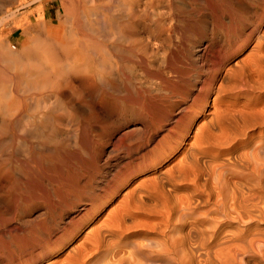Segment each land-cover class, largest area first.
Masks as SVG:
<instances>
[{"label":"bare ground","instance_id":"6f19581e","mask_svg":"<svg viewBox=\"0 0 264 264\" xmlns=\"http://www.w3.org/2000/svg\"><path fill=\"white\" fill-rule=\"evenodd\" d=\"M3 1L6 2V0ZM226 1L233 3L232 0H77L76 3L69 4L70 6H66V3V5L61 4L63 11L59 14L62 15H56L55 21L52 20L50 24L44 22V16L41 15L42 20L39 19L41 21L37 23L30 25L26 23L25 27L20 25L19 49L0 38V192L9 189L11 195L16 198L15 194L17 193L15 192H19L21 188L26 194L25 190L35 189L33 188L35 186L33 185L34 179L35 182H38L37 179L43 176V172H50L52 169L56 171L55 169L64 166L71 156H69L71 152L67 151L68 142L66 143V141L68 140L66 138H68V134L70 135L69 140L72 138L73 141H71V147L74 145L73 148L87 149L85 147L89 143V129H91L88 121L91 112L95 109L87 107L89 113L85 115L82 110L84 105L81 109V104L93 93H98L96 101L99 103H118L117 97L115 100L110 99V96L119 88L117 82L122 81L126 98L119 101L120 111H123L126 106L129 109L135 106L137 114L143 120L157 112L159 104H164V100L161 101L160 97L163 93L162 95L160 93L169 90L175 84L168 75L175 73L176 70L173 67L179 60L178 56L174 54L179 33L184 34L190 29L192 31V28L195 29L197 24L203 23L206 17L210 16L215 19L216 7L219 8L221 5L219 3L224 4ZM233 1L241 8L245 7L240 0ZM236 3L233 5L235 6ZM256 3L258 7L263 6L264 9V0H258ZM193 5H198L201 9H195ZM2 7L0 6L1 9H3ZM223 14L225 13L223 12ZM259 14L261 15V13ZM9 17L11 18V16ZM262 17L258 18L259 21L253 31L250 34L247 32L249 37L255 34L253 37L255 45L253 48L251 47L252 50L248 52L245 59L241 58L224 69L223 63L228 57L233 56L235 51L230 52L225 58L219 59L220 56L218 58L215 56L214 64L209 65L212 66V69L207 68L209 72L206 73V77L204 76L205 79L199 80L195 76L200 82L193 89L191 88L195 93L189 95L190 104L178 106L175 110L172 109L173 112L176 111L169 118L172 127L166 128V133L150 148L148 147V150L146 149L147 151L140 157V162L132 163L131 168L136 167V170L140 171L139 174L143 173V177L141 175H136V177L133 174L134 168L128 169L127 174L113 177L115 179L108 189L102 186L100 194L89 195L86 202L78 207L76 206L77 202L74 203L77 207L74 215L67 221V227H61V233L57 234L54 240L49 237L36 241L39 234H34L36 235L34 247L39 249L35 254L38 258L45 261L60 258L47 264H264V29L258 30L259 24H263L260 23L263 20ZM195 35L197 36V34ZM230 37L228 40L232 39ZM246 37L248 36L246 35ZM208 44L200 49L196 48L197 51L194 50L197 52L195 58L200 64L202 63V66L203 63H208L212 54H210L209 47L213 46L214 42L210 40ZM242 46L243 44L240 47ZM189 47L191 46L189 45ZM178 50L181 56L188 49L180 51L178 47ZM222 50L224 49L220 45L215 48L217 54ZM190 51L188 50L187 53ZM224 53L226 52L224 51ZM158 54H161L162 59L157 66L155 60ZM136 69L140 76L139 80L134 78ZM123 87L121 86V88ZM104 89L108 92L105 91L107 95L102 96ZM165 94L164 96L167 98ZM103 107L97 109L99 114L104 112ZM108 107L112 110L110 105ZM114 109L116 108L114 107ZM105 110L109 111L108 108ZM160 110L159 112H161ZM170 111L169 113H171ZM99 114L96 119L100 116ZM123 114L125 113L123 112ZM115 118L117 117L115 116ZM200 118L204 120L198 123ZM193 125L195 128L192 132ZM64 126H69L70 129L65 128L67 129L65 130ZM135 128H137V124L122 130L114 138V144H119L125 138H130L132 130ZM135 131L136 129L133 130V132ZM191 132L193 133L192 141L187 142ZM134 141L131 142L134 143ZM111 145L113 146V144ZM8 149L9 152L4 154ZM181 149L180 162L179 164L175 163L177 164L175 169L161 170V164L168 161ZM116 150L118 149L116 148ZM125 151L124 154L127 152ZM98 154L100 155V152ZM72 159L74 158L72 157ZM107 164L109 165V163ZM74 165L76 167L77 164ZM121 165L123 166V164ZM75 167L72 170H76ZM54 174L52 171V175ZM68 174L71 173L64 176ZM44 177L46 178V176ZM88 178L90 179L89 176ZM82 179L80 180L83 183ZM62 181L65 183L64 180ZM84 181L86 182V180ZM56 182L57 185V179ZM44 185L42 186L44 187ZM50 185L53 184L50 183ZM61 185L60 183V187ZM62 187L65 186L62 185ZM66 187L65 189L68 188ZM96 188H100V186ZM22 190L21 192H23ZM62 190L61 192L65 191ZM68 190L70 189L68 188ZM91 190L93 192V189ZM48 191L51 192L49 189ZM73 191L77 192L74 189ZM42 192L44 193V191ZM49 192L50 196L55 194ZM58 193L60 194V191ZM119 194L122 195L119 197ZM11 195L10 197H12ZM46 195L45 197H50ZM29 196L30 194L27 195V197ZM71 196L72 194H70ZM33 197L39 199L38 196L34 195ZM41 198L43 197L41 196ZM116 198L120 199L115 202ZM9 199L6 200L9 201ZM62 199L58 204L66 202L67 198ZM52 200L49 203H53ZM56 200L54 201L56 202ZM21 201L25 203V201ZM28 201L29 205L36 202ZM5 202L0 200V210H5L8 207ZM16 204L15 206H17ZM111 205L112 207L107 210V207ZM8 211L10 212V208ZM105 211L106 213H104ZM3 213L5 214V212ZM101 214H105L103 217L105 221L100 224L98 222L97 225L94 223V217ZM47 217L46 219L50 218ZM32 218L35 221L38 220L34 216ZM49 220L51 221V219ZM21 221L27 225L32 222L30 216ZM128 221L129 223H127ZM3 229H7V226L4 225ZM4 231L0 229V235L5 234ZM37 231L39 230L37 229ZM20 233L17 232L18 236ZM8 238L9 241L10 236ZM8 241L7 245L11 243ZM30 256L34 257L32 254Z\"/></svg>","mask_w":264,"mask_h":264},{"label":"rangeland","instance_id":"374dc122","mask_svg":"<svg viewBox=\"0 0 264 264\" xmlns=\"http://www.w3.org/2000/svg\"><path fill=\"white\" fill-rule=\"evenodd\" d=\"M2 1V2H1ZM0 1V6L3 8V9H1L0 8V10H1V12L4 14H2L1 12V14H0V38H3L6 42H8V43H11L12 45H14V46H16L17 47V49H19V47H18V41L20 40V38H21V36H20V25L21 26H23V27H25V26H27V24L28 25H30V24H34V23H37V22H39V21H41L42 20V18H40V17H42V16H44V22H46L47 24H50L51 22H52V20L53 21H55V16L56 15H60L59 14V12H61L62 13V5H66V6H68L69 4H74V3H76L77 2V0L75 1V0H65V2H64V0H6V2L5 1H3V0H1ZM10 1H11V3H10ZM73 1V2H72ZM241 2H242V4L245 6L244 8L242 7H240V5L238 4L237 5V3L235 2V1H233L232 0V4L231 3H228V1H226V3L224 2V4H222V3H219V4H221L220 6H219V4H217V6H219V8L218 7H216L215 9H216V17H215V19L214 18H212V17H206L207 18V20H206V18L204 19L205 21H203V23H202V25H201V23H199V24H197L196 26H195V29H197V30H195V29H193L192 28V31H191V29L190 30H188V31H186L184 34H182V32H181V34L179 33V38H178V35H176V38H178L177 40H176V43H177V45H176V47H174V48H176V49H174L175 51V55L176 56H178L177 58L180 60H177L178 62H176L175 64H176V66H174L173 68H174V70H176L175 71V75H177V76H175L174 74V76L173 75H168V77H170L169 79L173 82V83H175V84H173V86H171V88L169 89V90H164V92H161L160 93V95H162V93H163V95L162 96H160L161 97V101L162 100H164L163 101V103L164 104H162V103H160L159 104V110L161 111V112H159V110L157 111V112H154V114L152 113V115H150V116H147L146 117V119L145 120H143L142 118H141V116H139L138 114H137V112H136V107L135 106H132L133 108H128L127 106L126 107H124L125 109L123 110V111H120V109H119V101H122V100H124L125 98H126V95H125V92H124V87H123V84H122V81H120V82H117L118 84H117V87L119 86V88H117V91H115L114 93H112L111 94V98L110 99H115L116 97V99H119V100H116V101H118V103L116 102H111V104H109V103H107V104H105V103H99L98 101H96L98 98V93L96 94V93H93L92 95H91V97L90 98H86V99H84L85 101L81 104V109H82V105H84V107H83V111H84V114L86 115V114H88L89 112H87L88 110V108L87 107H89L90 106V108L92 109V110H94L93 112H91V117L89 118V121L88 122H90L89 123V128H91V129H89L90 131H89V140H88V142L89 143H87V146L85 147V148H87V149H84V150H81V149H77V147H75V148H73L74 147V145L71 147L70 145H72L71 143L73 142L72 141V138H71V140H69V134H68V138H66L68 141H66V143L68 142V149H67V151H68V153L69 152H71V153H69V158L71 159H68V161H69V163L67 164V162H66V164H64V166L62 165L61 166V168L59 169L58 167V169H55L56 171H54V169H52L50 172H47V171H45V173L43 172L42 173V177H38V182L36 181L35 182V179H34V184L33 185H35V186H33V188H35L34 190H36L37 192H35L34 190H31V191H34L33 193L30 191V190H25V192H29L28 194H30V196L29 197H27V193L25 194L24 193V189L22 190L21 188L19 189V192H15V193H17V194H15V196H16V198L15 197H13V195H11V192H10V190L9 189H5V190H3L4 192H0L1 194H0V198L2 199V201H6L5 202V204L6 205H8V207L5 209V210H0V216H2L1 218H0V222H2V223H0V229H1V231H4V233L5 234H1L0 236V245H2V246H0L1 248H0V264H47L48 262H51V261H56V260H59L60 258H57V259H51V261L49 260H44V259H40V258H38L35 254H36V252H38L39 251V249H36V247H34L35 245L34 244H36V242H35V238H36V235H37V233L40 235H37V239H36V241L37 240H39V239H41V238H51V240H54V238H55V236H57V234H60L61 233V230H62V228L63 227H67L66 226V223H67V221L69 220V218L72 216V215H74V211L76 210V208L78 207V206H80L81 204H83L84 202H86V198L89 196V195H92V194H100L101 193V189H103V188H107L108 189V187L110 186V185H112V183H113V181H114V179L116 178V177H121L122 175H125V174H127V170L129 169H135V172L133 173L135 176L137 175V176H142L143 177V173H141V174H139L140 173V171L139 170H136V167H132L131 168V166L134 164V163H138V162H140L141 161V156L143 155V153H145L153 144H155L160 138H161V136L162 135H164L165 133H166V128L167 129H169L170 127H172L171 125H172V123L170 124V122H171V120H169V118H170V116L172 115L173 116V114H174V112H176V111H174L173 112V110H175L178 106H181V105H186V106H188L189 104H190V98H189V95L191 96V95H193V93H195V91L194 90H192L193 88H194V86L195 85H197L198 84V82H200L199 80H202L203 78L205 79V77H206V73L207 72H209L208 70H207V68H209V70H210V68L212 67V66H209V65H213L214 63L213 62H215V56L218 58L219 56V59L220 58H225L226 57V55H228V54H230V52H234L235 54L233 55V56H230V57H228L227 58V60H225L226 62H224L223 64L225 65L224 66V69H226L227 68V66L228 65H232V64H234L233 62H236V61H238V60H241V58H242V60L243 59H245L247 56L246 55H248V52H251V50H252V48L254 47V45H255V40L253 39V37L255 36V34H254V36H252V37H249V35L248 34H250L251 33V31H253V29L255 28V25H257V21H259V19L258 18H260V17H262V21L260 22V23H263V24H259V31H262L263 29H264V9H263V6L262 7H258V5H257V3L256 2H258V0H240ZM245 1V2H244ZM252 2V4H251V2ZM255 1V2H254ZM260 1V0H259ZM3 2H5V3H3ZM68 2V3H67ZM66 3V4H65ZM236 3V5L234 6L233 4H235ZM250 3V4H249ZM254 3V4H253ZM2 4H4V5H2ZM5 4H6V6H5ZM8 4V5H7ZM62 4V5H61ZM225 4H227V5H225ZM231 4V5H230ZM229 5V6H228ZM251 5H253L252 7H251ZM257 5V6H256ZM5 6V7H4ZM70 6V5H69ZM193 6H195L194 8L195 9H201L198 5H193ZM198 6V7H197ZM225 6V7H224ZM239 6V7H238ZM222 7V8H221ZM235 7V8H234ZM225 8V9H224ZM228 8V9H227ZM233 8V9H232ZM238 8V9H237ZM258 8V9H257ZM236 9V10H235ZM243 11H242V10ZM245 9V10H244ZM250 9V10H249ZM262 9V10H261ZM60 10V11H59ZM248 10H249V12H248ZM254 10H257V11H254ZM260 10V11H259ZM6 11V12H5ZM239 11V12H238ZM251 11V12H250ZM223 12L225 13V14H223ZM246 12V13H245ZM257 12V13H256ZM233 13H235V14H233ZM250 13H252L253 14V16H252V14H250ZM259 13H261V15L259 14ZM10 14V15H9ZM230 14V15H229ZM254 14H255V16L257 17V19H256V17L254 16ZM263 14V15H262ZM2 15V16H1ZM11 16V18L9 17V16ZM42 15V16H41ZM62 15V14H61ZM60 15V16H61ZM224 15H226V16H224ZM234 15V16H233ZM237 15V16H236ZM258 15V16H257ZM259 15H260V17H259ZM7 16V17H6ZM220 16H221V18H220ZM228 16V17H227ZM233 16V17H232ZM249 16V17H248ZM252 16V17H251ZM244 17H246V18H244ZM1 18H2V20H1ZM8 18V19H7ZM227 18V19H226ZM243 20H242V19ZM251 18V19H250ZM5 21H4V20ZM28 19V20H27ZM39 19H41V20H39ZM214 19V20H213ZM226 19V20H225ZM235 19H236V21H235ZM238 19V20H237ZM250 20V22H249V20ZM51 20V21H50ZM209 20V21H208ZM212 20V21H211ZM217 20V22H215L214 23V21H216ZM219 20V21H218ZM230 20H231V22H230ZM234 20V21H233ZM27 21V22H26ZM35 21V22H34ZM223 21V22H222ZM247 21V22H246ZM213 22V23H212ZM227 22V23H226ZM254 22V23H253ZM25 23V24H24ZM27 23V24H26ZM208 23V24H207ZM210 23H211V26H210ZM220 25H218V24ZM227 24V25H226ZM230 24V25H229ZM232 24H233V26H232ZM199 25V26H198ZM205 25V27H203ZM214 25V26H213ZM247 25V26H246ZM201 26V27H200ZM17 27H19V28H17ZM209 27H210V29H209ZM226 27H227V29H229V30H227L226 29ZM239 27H241V28H239ZM253 27V28H252ZM201 30H200V29ZM21 29H22V27H21ZM215 29V30H214ZM236 29V30H235ZM194 30V31H193ZM200 30V31H199ZM210 30V31H209ZM223 32H222V31ZM244 30V31H243ZM192 33H191V32ZM221 31V32H220ZM236 31V32H235ZM243 31V32H242ZM199 32V33H198ZM232 32V33H231ZM247 32H248V34H247ZM217 33V34H216ZM222 33V34H221ZM231 33V34H230ZM234 33H235V35H234ZM186 34H187V36H186ZM188 34H193V35H191L192 36V38H191V36H189ZM195 34H197V36L195 35ZM239 34V35H238ZM183 35H185V36H183ZM195 35V36H194ZM204 35V36H203ZM207 35V36H206ZM234 35V36H233ZM243 35V36H242ZM246 35L248 36V37H246ZM194 36V37H193ZM218 36V37H217ZM229 36H231L230 38H232V39H230V40H228V37ZM235 36H236V38H235ZM186 37V38H185ZM199 37V38H198ZM224 37H225V41H224ZM239 37H241V38H239ZM187 39V40H185V39ZM192 40H191V39ZM195 38V39H194ZM226 38H227V40H226ZM184 39V40H183ZM190 39V40H189ZM199 39V40H198ZM233 39H235V40H233ZM252 39V40H251ZM181 40V41H180ZM196 40H197V42H196ZM210 40H212L213 42H214V44H213V46L215 45L216 47L217 46H221V48H223L224 50H222V52H220L219 54H217L216 53V51H215V46L213 47V46H210L209 48V50H211L210 51V54H211V56L208 58L209 59V61H208V63L207 62H205V64L203 63V66H202V63L200 64L199 62H198V60H196V58H195V53H197L196 51H197V49L199 48H202V46H204V45H209L208 43H209V41ZM15 41V42H14ZM180 41V42H179ZM188 41H190V42H188ZM235 41H237V42H235ZM242 41V42H241ZM179 42V43H178ZM186 42V43H185ZM194 42V43H193ZM227 42V43H226ZM231 42V43H230ZM204 43V44H203ZM221 43V44H220ZM230 43V44H229ZM182 44H184V45H182ZM192 44V45H191ZM197 44V45H196ZM243 44V46L242 47H240L241 45ZM191 46V47H189L188 48V46ZM196 45V46H195ZM231 45V46H230ZM252 45V46H251ZM178 47H179V49H180V51H186V49H188L190 52L189 53H187V51H186V53L187 54H189V55H187L186 53H184L183 52V54L184 55H186V56H184L183 54V57H181L180 56V53H179V50H178ZM181 47V48H180ZM184 47V48H183ZM187 47V48H186ZM193 47V48H192ZM226 47V48H225ZM233 47V48H232ZM252 47V48H251ZM197 48V49H196ZM214 48V49H213ZM251 48V49H250ZM182 49V50H181ZM193 49V50H192ZM226 49V50H225ZM246 49V50H245ZM177 50H178V52H177ZM194 50H196V51H194ZM214 50V51H213ZM224 51L226 52V53H224ZM177 53V54H176ZM193 55H192V54ZM214 53V54H213ZM216 53V54H215ZM191 54V55H190ZM222 55V56H221ZM157 56H159V57H157ZM156 56V60H155V64L158 66L159 64H160V62H161V59H162V56H161V54H158ZM194 56V57H193ZM213 56H214V59H213ZM246 56V57H245ZM181 57V58H180ZM160 60H159V59ZM184 60H183V59ZM188 58V59H187ZM195 58V61L193 60ZM181 59H182V61H181ZM158 60V61H157ZM194 62H193V61ZM250 60V59H249ZM189 61V62H188ZM191 61V62H190ZM212 62V64H211V62ZM227 61H228V63H227ZM181 62V63H180ZM249 62H251V61H249ZM191 63H193V64H190ZM183 64V65H182ZM194 64H197V65H194ZM199 64V65H198ZM178 65H179V67H178ZM193 65V66H192ZM182 66H184L183 68H182ZM191 66V67H190ZM197 66V67H196ZM178 68V69H177ZM196 68V69H195ZM214 68V67H213ZM198 69V70H197ZM199 69H201V70H199ZM205 69V70H204ZM212 69V68H211ZM137 70V69H136ZM179 73H178V72ZM206 71V72H205ZM135 72V75H134V78L136 77V80H139V78H140V76H139V73H138V70H137V72L136 71H134ZM194 72H195V74H194ZM198 72V73H197ZM138 73V74H137ZM137 74V75H136ZM171 74V73H170ZM202 74V75H201ZM189 75H191V76H189ZM167 76V75H166ZM194 76V77H193ZM199 79H197L196 77ZM205 76V77H204ZM176 77V78H175ZM184 77V78H183ZM186 77V78H185ZM178 78V79H177ZM194 78V79H193ZM195 78H196V80H195ZM202 78V79H201ZM187 79V80H186ZM175 80H176V82H175ZM179 80V81H178ZM185 80V81H184ZM193 81H197V82H193ZM135 82V81H134ZM178 82V83H177ZM185 82V83H184ZM190 83V84H189ZM194 83V84H193ZM122 84V85H121ZM187 84V85H186ZM192 84V85H191ZM190 85V86H189ZM121 86L123 87V88H121ZM184 86V87H183ZM190 87V89H189V87ZM173 87V88H172ZM192 88V89H191ZM121 89V90H120ZM172 89V90H171ZM171 90V91H170ZM178 90H179V92H178ZM108 92L107 90H103V94H102V96H105V94L107 95V93L106 92ZM167 91V93L165 94V92ZM184 91V92H183ZM170 92V93H169ZM182 92V93H181ZM102 93V92H101ZM170 94V96H169V94ZM109 94V93H108ZM164 94L167 96V98L164 96ZM172 94V95H171ZM110 95V94H109ZM132 95L134 96V94L132 93ZM95 96H96V99H95ZM125 96V97H124ZM171 98H169V97ZM174 96H176L175 98H173ZM178 96H179V98H178ZM114 97V98H113ZM121 98H123V99H121ZM165 98V99H164ZM170 99V100H169ZM180 99V100H179ZM181 99H183V100H181ZM90 100H92V101H90ZM169 100V101H168ZM171 100H173V101H171ZM167 101H168V103H167ZM181 101V102H180ZM183 101V102H182ZM184 101H185V103H184ZM165 102H166V104H165ZM175 102V103H174ZM178 102V103H177ZM98 103V104H97ZM187 103V104H186ZM111 106V109L112 110H110V107H108L109 105ZM117 104V105H116ZM163 105V107H162V105ZM169 105V107H168V105ZM87 105V106H86ZM86 106V107H85ZM104 106V107H103ZM113 106V107H112ZM100 107H103L104 108V112H100V114H99V112H97L98 110L97 109H99ZM114 107L116 108V109H114ZM165 107H166V109H165ZM175 107V108H174ZM85 108V109H84ZM108 108V110L109 111H107V110H105V109H107ZM171 108V109H170ZM114 109V110H113ZM134 109V110H133ZM168 109V110H167ZM173 109V110H172ZM208 109H210L209 107H208ZM116 110H118V111H116ZM132 110V111H131ZM167 110V111H166ZM169 110H171L170 112L171 113H169ZM112 111V112H111ZM116 111V112H115ZM110 112V113H109ZM123 112L125 113V114H123ZM100 115L99 117H97V119H96V116H98V114ZM116 113V114H115ZM119 113V114H118ZM132 113V114H131ZM135 113H136V115H135ZM115 114V115H114ZM127 114V115H126ZM131 114V115H130ZM164 114V115H163ZM106 115V116H105ZM130 115V116H129ZM154 115H155V117H154ZM157 115V116H156ZM166 115V116H165ZM168 115H169V117H168ZM93 116V117H92ZM115 116L117 117V118H115ZM122 116H123V120H122ZM105 117V118H104ZM107 117H108V119H107ZM119 117V118H118ZM104 118V119H103ZM126 118V119H125ZM149 118V119H148ZM168 118V119H167ZM91 119H93V120H91ZM142 121H141V120ZM148 119V120H147ZM166 119V120H165ZM91 120V121H90ZM96 120V121H95ZM118 120V121H117ZM139 120V121H138ZM152 122H151V121ZM165 120V121H164ZM204 119L203 118H200L199 120H198V123H201L202 121H203ZM96 123H95V122ZM141 121V122H140ZM165 123H163V122ZM117 122V123H116ZM122 122V123H121ZM145 122V123H144ZM148 122V123H147ZM150 122H151V124H150ZM143 123V124H142ZM155 123V124H154ZM162 123V124H161ZM133 124H137V128H138V131H137V128H135L136 129V133L135 132H133V130H135V129H133L132 130V134H131V136H130V138H125L124 140H122V142H123V144H122V142L121 143H119V144H121L120 146H117V145H119L118 143H115L114 144V138L116 137V136H118L119 135V133H121L122 132V130H124L125 128H131L132 127V125ZM156 124H158V125H156ZM160 124V125H159ZM164 124V125H163ZM90 125H91V127H90ZM94 125V126H93ZM154 126H155V128H154ZM160 128H159V127ZM94 127V128H93ZM143 127V128H142ZM65 128H67L68 130L70 129L69 128V126H64L63 127V129H65ZM92 128H93V130H92ZM145 128V129H144ZM148 128V129H147ZM165 128V129H164ZM194 128H195V125H193L192 126V132L194 131ZM67 129H65V130H67ZM114 129V130H113ZM118 129V130H117ZM153 129H155V130H153ZM160 129V130H159ZM163 129V130H162ZM149 130V131H148ZM166 130V131H165ZM152 131V132H151ZM154 131V132H153ZM158 131V132H157ZM118 132V133H117ZM143 132V133H142ZM146 132V133H145ZM157 132V133H156ZM190 133V135L188 136V138H187V142H191L192 141V134L193 133ZM146 135H145V134ZM115 134V135H114ZM150 134V135H149ZM92 135V136H91ZM150 137H149V136ZM153 135V136H152ZM139 136H140V138H139ZM147 136V137H146ZM91 137H92V139H91ZM108 137V138H107ZM139 138V140H137V138ZM144 138H145V140H144ZM96 139V140H95ZM135 141H134V140ZM151 139V140H150ZM157 139V140H156ZM107 140V141H106ZM130 140V142H128ZM72 141V142H71ZM95 141V142H94ZM105 141V142H104ZM134 141V143H132V142ZM143 142V144H142V142ZM145 141V142H144ZM156 141V142H155ZM92 142V143H91ZM148 142V143H147ZM150 142V143H149ZM96 143V144H95ZM98 143V144H97ZM100 143H101V145H100ZM102 143H103V145H102ZM105 143H108L107 145L105 144ZM126 143V144H125ZM130 145H129V144ZM132 143V144H131ZM111 144H113V146L111 145ZM125 144V145H124ZM96 145V146H95ZM97 145H98V147H97ZM100 145V146H99ZM124 145V146H123ZM135 145H137V146H135ZM139 145H140V147H139ZM104 146V147H103ZM121 146H122V148H121ZM131 147V149H133V150H131L130 149V147ZM142 146H144V148H142ZM73 148V149H71V148ZM90 147V148H89ZM92 147V148H91ZM96 147V148H95ZM103 147V148H102ZM118 147H120V148H118ZM133 147V148H132ZM136 147V148H135ZM149 147V148H148ZM113 148V150H111ZM115 148V149H114ZM116 148L118 149V150H116ZM124 148V149H123ZM90 149V150H89ZM92 149V150H91ZM121 149V150H120ZM147 149V150H146ZM74 150V151H73ZM77 150V151H76ZM87 150V151H86ZM94 150V151H93ZM101 150V151H100ZM110 150H111V152H110ZM127 152H126V151ZM83 151H84V153H83ZM86 151V152H85ZM88 151H91V152H88ZM106 151H108V153H106ZM124 151L126 152L125 154H124ZM134 151V152H133ZM137 151V152H136ZM181 151H182V149L181 150H179V151H177L173 156H172V158H170L168 161L166 160V162H164V163H162L161 164V166H160V169L161 170H167V169H171V168H173V169H175V167H176V165L177 164H175V163H178L179 164V162H180V157H181ZM9 152V149L8 150H5V152H4V154H7V153ZM75 152V153H74ZM79 152H81V153H83V154H81V153H79ZM95 152V153H94ZM98 152H100V155L98 154ZM115 152H117L116 154H115ZM129 152V153H128ZM130 152H131V154H130ZM89 154V155H87V154ZM95 154V157H93L94 156V154ZM113 153H114V155H113ZM137 153H138V156H137ZM73 154V155H72ZM77 154V155H76ZM92 154V155H91ZM97 155V156H96ZM110 155H113V156H110ZM125 155V156H124ZM134 155V156H133ZM101 156V157H100ZM72 157L74 158V159H72ZM91 157V158H90ZM108 157V158H107ZM118 157V158H117ZM133 157V158H132ZM179 157V158H178ZM83 160V162H81V160ZM85 159V161H84V159ZM88 158V159H87ZM93 158V159H92ZM107 160H106V159ZM111 158V159H110ZM114 160H113V159ZM131 158V159H130ZM139 160H138V159ZM178 158V159H177ZM77 159V160H76ZM89 159H92V160H89ZM76 160V161H75ZM103 160V161H102ZM109 160V161H108ZM132 160V161H131ZM137 160V161H136ZM177 160H179L178 162H177ZM74 163V164H77L76 165V167H75V165L72 163V162ZM75 161V162H74ZM122 163H121V162ZM78 162V163H77ZM91 162V163H90ZM103 162V163H102ZM94 163V164H93ZM107 163H109V165L107 164ZM116 165H115V164ZM133 163V164H132ZM82 164V165H81ZM95 166H93V165ZM105 164V165H104ZM121 164H123V166L121 165ZM174 165V167H172L173 165ZM68 167H67V166ZM72 165V166H71ZM98 165V166H97ZM126 165V166H125ZM127 165H128V168H127ZM172 165V166H171ZM71 166V167H70ZM82 166H85V167H82ZM110 166V167H109ZM112 166V167H111ZM168 166V167H167ZM63 167H64V169H63ZM76 168V170H72L73 168ZM81 167H82V169H81ZM121 167H123V168H121ZM88 168V169H87ZM113 168V169H112ZM127 168V169H126ZM167 168V169H166ZM66 169H67V171L69 170V172H67L66 171ZM79 169H81V171H78ZM84 169V170H83ZM118 169V170H117ZM124 169V171H122ZM72 170V171H71ZM83 170V171H82ZM87 170V171H86ZM91 170V171H90ZM109 170V171H108ZM115 170H116V172H115ZM52 171H53V174L56 172H58L57 174H59V175H57L56 173L54 174V175H52ZM63 171H65V172H63ZM71 171V172H70ZM86 171V172H85ZM61 172H62V174H61ZM79 172V173H78ZM81 172V173H80ZM83 172V173H82ZM90 172V173H89ZM67 173H71V174H68L67 176H64V175H66ZM88 173V174H87ZM46 174V175H45ZM48 174V175H47ZM78 174V175H77ZM80 174V175H79ZM87 174V175H86ZM113 174V175H112ZM115 174V175H114ZM118 174V175H117ZM132 174V175H133ZM62 175V176H61ZM83 175V177H81ZM85 175V176H84ZM131 175V176H132ZM44 176H46V178L44 177ZM47 176H50V177H47ZM61 178H60V177ZM68 176H70V178H68ZM75 176V177H74ZM80 176V177H79ZM88 176L90 177V179L88 178ZM116 176V177H115ZM136 176V177H137ZM67 177V179H65ZM111 177V178H110ZM113 177H115L114 179H113ZM40 178V179H39ZM44 178V179H43ZM51 180H50V179ZM54 178V179H53ZM61 179V181H60V179ZM81 178H83L82 180H83V183H82V181L80 180ZM88 178V179H87ZM107 178V179H106ZM56 179L58 180V184L56 185ZM75 179V180H74ZM78 179V180H77ZM106 179V180H105ZM43 180V181H42ZM45 180V181H44ZM50 182H49V181ZM62 180H64L65 181V183H66V185H67V187L70 185V183H72L71 185H70V187H68L70 190H68V188L66 187V185H64L65 183H63V181ZM73 180V181H72ZM84 180H86V182L84 181ZM90 180V181H89ZM102 180V181H101ZM104 180V181H103ZM111 180V181H110ZM40 181V182H39ZM60 181V182H59ZM69 181V182H68ZM76 181V182H75ZM95 181V182H94ZM107 181V182H106ZM45 182V183H44ZM54 182V183H53ZM87 184H85V183ZM102 184H101V183ZM110 182V183H109ZM39 183V184H38ZM47 184L46 186L44 185V187L42 186L43 184ZM49 183V184H48ZM50 183L51 184H53V185H50ZM60 183L63 185V186H65L67 189H65V187H62V185H61V187H60ZM91 183V184H90ZM105 183H106V185H105ZM36 184H38L39 185V187H38V185H36ZM79 184V185H78ZM93 184V185H92ZM80 185H83L84 187H82V186H80ZM89 185V186H88ZM52 186V187H51ZM55 186H58V187H55ZM73 188H72V187ZM91 186H93V187H91ZM100 186V188H96V187H99ZM102 186H103V188H102ZM48 187V188H47ZM51 187V188H50ZM80 188V190H79V188ZM32 188V189H33ZM39 189V190H37V189ZM43 188V189H42ZM47 188V189H46ZM53 188V189H52ZM56 188V189H55ZM59 190H58V189ZM64 188V189H63ZM84 188V190H81V189H83ZM96 188V189H95ZM48 189L49 190H51V192L52 193H55V194H51V192H49L48 191ZM63 189V190H62ZM73 189L74 190H77V192L76 191H73ZM91 189H93V192H91L92 190ZM21 190L23 191V192H21ZM44 191V193H46V194H44L42 191ZM47 192H46V191ZM53 190V191H52ZM61 190L62 191H64V192H61ZM68 190V191H67ZM79 190V191H78ZM58 191H60V194L58 193ZM71 191V193H68V192H70ZM81 191V192H80ZM86 191H88V192H86ZM41 192L43 193L42 195H41ZM48 192L51 194V196L48 194ZM79 192V193H78ZM33 195H32V194ZM38 193V195H36ZM66 194L65 196L63 195V194ZM73 193H74V195H73ZM81 193V194H80ZM89 193V194H88ZM91 193V194H90ZM70 194H72V196L70 197ZM81 196H80V195ZM82 194H83V196H82ZM10 195L12 196V197H10ZM19 195V196H18ZM22 195V196H21ZM38 196V198L40 199H37V197H33V196ZM39 195H41L43 198H41V196H39ZM45 195L46 196H50L49 198L48 197H45ZM58 195H59V199H58ZM61 195V196H60ZM68 195V196H67ZM76 195V196H75ZM86 195V196H85ZM122 195V194H121ZM120 194H119V197L121 196ZM24 196H25V198H24ZM32 196V197H31ZM63 196V197H62ZM74 196H75V198L77 199L76 201H75V199H74ZM6 197V198H5ZM8 197V198H7ZM9 197H10V199H9ZM17 197H18V200L19 199H21V200H23V201H25V203L24 202H22L21 200H19L20 201V203H19V201L17 200ZM52 197V198H51ZM70 197V198H69ZM34 198V199H33ZM62 198H67L68 199V201L70 202V203H66V202H68L67 201V199H66V202L65 201H63L64 203H62L61 202V205L60 204H58L60 201L59 200H63ZM85 198V199H84ZM0 199V200H1ZM9 199V201H7V200ZM11 199H13V200H11ZM35 199H37V200H35ZM45 199H48L47 201L45 200ZM52 199H54V200H56V202H57V204H56V202L54 201V200H52ZM70 199V200H69ZM72 199V200H71ZM84 201H83V200ZM120 198H116V200H114L115 202H117L118 200H119ZM15 200V201H14ZM28 200H33L32 202H34V201H36V202H34V203H30V205H29V201ZM40 202H39V201ZM42 200V201H41ZM51 200H52V202L53 203H49V201L51 202ZM74 200V201H73ZM79 200V201H78ZM10 201H11V203H10ZM71 201H73V202H71ZM13 202V203H12ZM27 202V203H26ZM45 202H47V203H45ZM55 202V203H54ZM76 202H77V204H76ZM79 202V203H78ZM114 202V203H115ZM17 205V206H15V204ZM18 203H19V205H18ZM22 203V204H21ZM23 203H24V205H23ZM37 203H39V204H37ZM45 205H44V204ZM76 204V206H75V204ZM27 204H28V206H27ZM43 204V205H42ZM64 204V205H63ZM66 204L68 205L67 207H66ZM72 204V205H71ZM79 204V205H78ZM21 205V206H20ZM25 205H26V207H25ZM37 205H40V206H37ZM42 205V206H41ZM63 205V206H62ZM70 205V206H69ZM53 206V207H52ZM62 206V207H61ZM73 206V207H72ZM14 207V208H13ZM15 207H16V209H15ZM46 207V208H45ZM47 207H48V209H47ZM49 207H51L52 209H50ZM61 207V208H60ZM64 207V208H63ZM69 207V208H68ZM72 207V209H70ZM112 207V205L111 206H108L107 207V210H109L110 208ZM9 208H10V212L8 211L9 210ZM13 208V209H12ZM26 208V209H25ZM54 208V209H53ZM58 208V209H57ZM67 208V209H66ZM15 209V210H14ZM22 209V210H21ZM35 209V210H34ZM58 210V211H56V210ZM66 209V210H65ZM70 209V210H69ZM21 210V211H20ZM30 210V211H29ZM49 210V211H48ZM54 210V211H53ZM2 211V212H1ZM29 211V212H28ZM72 211V212H71ZM3 212H5V214L3 213ZM53 212H54V214H53ZM10 213V214H9ZM14 213V214H13ZM26 213V214H25ZM31 213V214H30ZM37 213H38V215H37ZM50 213V214H49ZM104 213H106V211L104 212ZM53 216H52V215ZM52 217H51V216ZM63 215V216H62ZM104 215L105 214H101L100 216L98 215V216H95L94 217V223L95 224H97L98 222H99V224L100 223H102V221H105V219L103 218L104 217ZM20 216H22V217H20ZM27 216H30V218H31V221L32 222H34L33 224H32V222L31 223H29L28 225H27V223H23L21 220H24ZM35 217V219H38V220H34V218H32V217ZM42 216H48L47 218H49V219H51V221L49 220V219H46V217L44 218V217H42ZM102 216V217H101ZM4 217H5V219H4ZM14 217V218H13ZM38 217V218H37ZM39 217H40V220H39ZM57 217H59L58 219H57ZM3 218V219H2ZM13 220H12V219ZM20 218H22V219H20ZM53 218H56V219H54L53 220ZM61 218V219H60ZM43 219H44V221H43ZM5 220H6V222H5ZM12 220V221H11ZM15 220V221H14ZM18 220V221H17ZM47 220V221H46ZM50 222H49V221ZM17 221V222H16ZM20 221V222H19ZM101 221V222H100ZM5 222V223H4ZM43 222V223H42ZM21 225H20V224ZM52 223V224H51ZM127 223H129V221L127 222ZM47 224V225H46ZM58 224V225H57ZM4 225H6L7 226V229H3V227H4ZM27 225V226H26ZM35 225V226H34ZM38 225H40V226H38ZM45 226V227H42V226ZM54 225H55V227H54ZM98 225V224H97ZM14 226V227H13ZM30 226H32L33 227V229H32V227H31V229L29 230V227ZM12 227H13V229H12ZM34 227H36V228H34ZM62 227V228H61ZM10 228V229H9ZM18 228V229H17ZM22 228H24V229H22ZM41 228V229H40ZM55 228V229H54ZM15 229V230H14ZM17 229V230H16ZM34 229H36L35 231H34ZM37 229L39 230V231H37ZM44 229V230H43ZM53 229V230H52ZM7 230V231H6ZM27 230H29V232H27ZM40 230H42V231H40ZM47 230V231H46ZM47 232V233H45V232ZM8 232V233H7ZM17 232H23L22 234L20 233L19 234V236H18V234H17ZM33 234H32V233ZM50 232V233H49ZM53 232V233H52ZM25 233V234H24ZM26 233H27V235H26ZM29 233V234H28ZM32 234V236H31V234ZM52 233V234H51ZM11 234V235H10ZM13 234V235H12ZM23 234H24V236H23ZM34 234H36V235H34ZM3 235H4V238H3ZM14 235H16V236H14ZM30 235V236H29ZM46 235V236H45ZM10 236V240L8 241V237ZM14 236V237H13ZM26 236V237H25ZM33 236H35V237H33ZM38 236H39V238H38ZM42 236V237H41ZM43 236H45V237H43ZM7 237V238H6ZM16 237V238H15ZM18 237H19V239H18ZM22 237V238H21ZM29 237H31V238H29ZM5 238H6V240H5ZM27 238H29V239H27ZM33 238V239H32ZM2 239H4V240H2ZM13 239V241H15L16 243H14L13 241H11ZM17 239V240H16ZM31 239V240H30ZM27 240V241H26ZM29 240V241H28ZM4 241V242H3ZM11 242V243H8V245L9 244H12V245H7V243L6 242ZM21 241V242H20ZM33 241V242H32ZM3 242V243H2ZM27 242V243H26ZM32 242V243H31ZM26 243V244H25ZM4 244V245H3ZM16 244V245H15ZM29 244V245H28ZM20 247H19V246ZM18 247L17 249H15L16 247ZM28 246V247H27ZM31 248H30V247ZM6 247H7V249H6ZM25 247H27V248H25ZM33 247V248H32ZM2 248H3V250H2ZM29 248V249H28ZM10 249V250H9ZM28 249V251H26ZM35 249V250H34ZM13 250V251H12ZM21 250V251H20ZM23 250H24V252H23ZM2 251V252H1ZM8 251V252H7ZM10 251V252H9ZM5 252H7V253H5ZM11 252H12V254H11ZM23 252V253H22ZM27 252H29V253H27ZM10 253V255H8ZM13 253H15V254H13ZM20 253V254H19ZM22 253V254H21ZM1 254H2V256H1ZM5 254V255H4ZM19 254V255H18ZM34 255V257L33 256H30V255ZM15 255V256H14ZM21 256L20 258L19 257H17V256ZM29 255V256H28ZM4 256V257H3ZM9 258H8V257ZM28 256V257H27ZM14 257V258H13ZM6 258V259H5ZM10 258H12V259H10ZM5 259V260H4ZM16 259H18V260H16ZM8 261H10L11 263H9ZM17 261V262H16ZM32 261V262H31ZM105 261V260H104ZM8 262V263H7Z\"/></svg>","mask_w":264,"mask_h":264}]
</instances>
